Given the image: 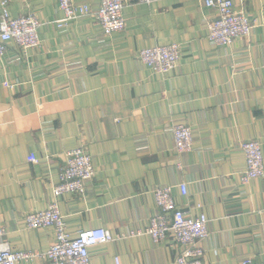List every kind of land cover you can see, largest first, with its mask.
<instances>
[{"label": "crops", "instance_id": "obj_1", "mask_svg": "<svg viewBox=\"0 0 264 264\" xmlns=\"http://www.w3.org/2000/svg\"><path fill=\"white\" fill-rule=\"evenodd\" d=\"M66 21L58 0H9V14L37 15L41 43L0 57V240L42 253L52 227L28 229L25 214L52 201L65 153L91 155L82 195L63 193L67 231L103 227L115 236L92 245L89 264H171L180 247L145 231L157 212L152 190L172 186L178 207L207 217L203 264H264V174L240 183L241 141L264 157V0H231L252 31L215 46L205 0H127L125 26L106 34L93 14ZM180 45L178 65L154 74L137 52ZM193 130L191 151L173 146V125ZM186 184L182 195L178 184ZM39 259L18 264H38Z\"/></svg>", "mask_w": 264, "mask_h": 264}, {"label": "built area", "instance_id": "obj_2", "mask_svg": "<svg viewBox=\"0 0 264 264\" xmlns=\"http://www.w3.org/2000/svg\"><path fill=\"white\" fill-rule=\"evenodd\" d=\"M149 4L153 0H137ZM127 0H98V8L93 12L101 30L106 34L120 32L125 26L123 9ZM205 5L215 10L208 20L207 37L215 46L233 45L238 38H247L252 25L244 10H235L231 0H205ZM9 0H0V57L10 48L26 52L41 43L39 28L41 19L26 11L18 17L9 14ZM58 8L69 21L86 15L88 4L75 0H58ZM181 48L176 43L154 45L137 52V56L154 74L168 75L178 65ZM173 129V146L178 153L191 151L193 130L185 123H176ZM245 166L240 175V183L246 184L264 174L262 144L256 140L241 141ZM95 167L88 151L78 146L65 153V163L59 171L57 184L52 189V201L41 211H28L25 226L28 229L52 227L54 238L42 253L12 250L9 242L0 240V264H18L20 261L38 258V264H89V248L99 243H107L114 234L103 227L78 230L75 237L67 231L66 222L58 206V198L63 193L82 195L93 177ZM182 195L186 194V184H178ZM157 212L149 219L145 231L155 243L171 236L180 249L171 264H203L202 242L208 237L207 217L204 213L193 215L184 212L172 197V186L159 185L152 190ZM5 232L0 228V238Z\"/></svg>", "mask_w": 264, "mask_h": 264}]
</instances>
